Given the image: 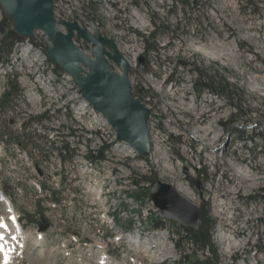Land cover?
<instances>
[{"label":"rangeland","instance_id":"374dc122","mask_svg":"<svg viewBox=\"0 0 264 264\" xmlns=\"http://www.w3.org/2000/svg\"><path fill=\"white\" fill-rule=\"evenodd\" d=\"M54 16L62 31L61 20L89 30L93 21L118 44L134 94L153 113L151 146L139 156L115 138L72 79L54 72L40 30L36 46L17 44L0 64V96L10 75L23 98L16 113L0 109V191L24 236L23 253L11 264H98L102 251L109 264H187L201 252L187 249L182 225L165 220L163 229H150V218L162 216L149 198L155 180L208 210L219 264H264V179L241 177L243 170L247 179L264 175V0H55ZM133 31L155 36L142 42ZM75 42L90 54V44ZM150 47L155 51L146 53ZM195 71L225 79L238 98L198 94ZM43 113L51 116L46 128L21 125ZM72 131L83 138L63 163L53 147L73 141ZM102 147V162L82 157ZM42 215L50 226L38 240ZM1 221L9 222L2 201Z\"/></svg>","mask_w":264,"mask_h":264},{"label":"water","instance_id":"95a60500","mask_svg":"<svg viewBox=\"0 0 264 264\" xmlns=\"http://www.w3.org/2000/svg\"><path fill=\"white\" fill-rule=\"evenodd\" d=\"M54 1L0 0V7L18 37L33 40L35 31L43 32L50 43L45 50L48 59L71 77L81 98L114 129L118 141L127 143L139 156L146 155L151 146L147 122L153 113L134 95L129 62L115 41L103 36L93 21L89 30L76 21L61 20L62 31L54 16ZM75 38L90 44L89 55L74 42ZM110 62L118 65L120 72L114 71ZM188 180L194 182L190 177ZM149 198L166 219L197 228L200 209L173 186L155 180ZM183 207L192 209V217L182 213ZM41 221L39 231H45L49 222L44 217Z\"/></svg>","mask_w":264,"mask_h":264},{"label":"trees","instance_id":"16d2710c","mask_svg":"<svg viewBox=\"0 0 264 264\" xmlns=\"http://www.w3.org/2000/svg\"><path fill=\"white\" fill-rule=\"evenodd\" d=\"M1 22L0 64L5 65L8 63V58L12 54L15 46L19 43H22L23 39L18 37L14 33L11 24L5 19V17L1 20ZM153 25L154 31H156L158 25H156L155 21L153 22ZM132 33L138 36L142 42H146L148 38H151L153 40L155 36L154 33H150L151 35L148 36L137 31H133ZM32 45L36 46V43H32ZM151 51H155V48H146V53H149ZM58 71L59 68L56 66L54 68V72L57 74ZM195 76V84H198L195 85V90L198 94H200L201 92H208L209 94L216 97L222 96L228 102L238 98L237 96H232V94H234L232 93L234 92L233 87L225 79L219 78V80H215L216 77L214 75L197 71H195ZM5 83L6 86L0 96V109H3L5 112L8 111L16 113V108L20 104L19 102H21L23 99L22 89L17 83V79L15 78V76L7 75ZM135 96L137 97L136 94ZM50 118L51 116H49L47 113L35 115L31 118L29 123L24 121L22 123V126L24 129H26L32 128V124H35L40 128H46L45 125L48 121L50 122ZM34 131L35 130H33V132ZM24 137L27 139L30 138L28 133H26ZM69 137L73 138V141H66L62 139L60 145L57 144L59 146H52L53 149L56 150L63 163H65L67 159H71V157L75 156V153L78 151L77 147L80 144V139L83 138V136H75L74 131L69 134ZM43 139L46 143H50V141H48L46 137H43ZM71 142L74 143V146H70ZM51 144H53V142ZM107 150L108 147H102L98 150L88 151L85 153V155H83V157L92 164H98L105 159V152H107ZM134 184L138 186L139 182L135 181ZM145 196L147 198V195ZM131 198H136L138 201H141L139 200L141 198V195L138 194H133ZM40 212H42V210L38 208V213ZM138 214L141 216L140 212ZM165 222L166 221L159 214H155L150 218V229H162L165 226ZM168 223L169 225L174 224L171 222ZM213 223L214 222L209 217L208 210L201 206L198 227L196 229L184 226H181L179 228L180 231L178 235L181 234V231L183 232V236L181 238L183 239V242L187 249H190L191 251L199 250L201 252L198 256L194 255L192 261L188 260L187 264H219L217 249L211 237ZM183 258L189 259V257L186 255Z\"/></svg>","mask_w":264,"mask_h":264},{"label":"bare ground","instance_id":"6f19581e","mask_svg":"<svg viewBox=\"0 0 264 264\" xmlns=\"http://www.w3.org/2000/svg\"><path fill=\"white\" fill-rule=\"evenodd\" d=\"M231 35H233V36H236V32L235 31H233V30H231ZM220 37V36H219ZM27 45H29V43L27 42V41H24ZM116 43V42H115ZM116 46H117V48L119 49V47H118V44L116 43ZM120 50V49H119ZM126 59V58H125ZM127 60V59H126ZM151 142V141H150ZM128 145V144H127ZM129 146V145H128ZM129 148L130 149H132L133 151H134V149L132 148V147H130L129 146ZM135 152V151H134ZM244 171V173H241V175H243V176H241L245 181H247V180H254V182H250V183H252V184H258L259 183V181L260 180H263L264 179V175L263 176H258V177H254V175H251L250 176V179H247L246 177L248 176L247 175V172L245 171V170H243ZM245 176V177H244ZM263 178V179H262ZM260 185V184H259ZM177 189V191L178 192H181V190L179 189V188H176ZM0 200L4 203V204H7V202H6V200H7V198L6 197H4V196H0ZM9 207H11L10 206V203H9V205H8ZM221 208H232V206H228V205H224V203H222V204H220L219 205ZM183 209H185V210H182V213L183 214H188L190 217H192V215H193V211H192V209H189V208H184L183 207ZM219 213H221V214H223L221 211H219ZM15 220V216H14V214H12L11 215V222H10V225H6V224H3V223H1L0 224V244H5L6 242H7V240L6 241H3L4 240V237H3V233L5 232V230L6 231H9V230H11L12 231V235L14 236V238H16L17 239V237L19 236V234H18V227H17V225H16V222L14 221ZM40 236V235H39ZM24 237V236H23ZM10 238V237H9ZM131 241V243L133 242V243H135V237L134 236H132L131 237V240H129V242ZM38 242H37V240H36V244H37ZM38 245V244H37Z\"/></svg>","mask_w":264,"mask_h":264}]
</instances>
